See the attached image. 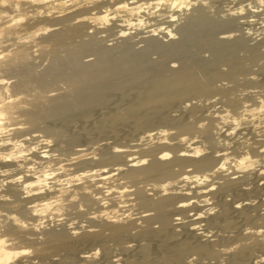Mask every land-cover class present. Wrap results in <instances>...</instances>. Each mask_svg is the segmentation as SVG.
I'll list each match as a JSON object with an SVG mask.
<instances>
[{
    "label": "bare ground",
    "instance_id": "1",
    "mask_svg": "<svg viewBox=\"0 0 264 264\" xmlns=\"http://www.w3.org/2000/svg\"><path fill=\"white\" fill-rule=\"evenodd\" d=\"M252 18L264 0H0V264H264Z\"/></svg>",
    "mask_w": 264,
    "mask_h": 264
},
{
    "label": "rangeland",
    "instance_id": "2",
    "mask_svg": "<svg viewBox=\"0 0 264 264\" xmlns=\"http://www.w3.org/2000/svg\"><path fill=\"white\" fill-rule=\"evenodd\" d=\"M219 8H221V7H219ZM251 20H255V21H257V23L256 22H254L253 24H254V26H256L254 29H256V28H260V27H258V26H260L261 25V23H262V20H257L256 18H252ZM259 21V22H258ZM258 25H256V24ZM263 25H264V23H262ZM13 31H15V30H13ZM6 32V31H5ZM234 34H236V33H234ZM3 36V35H2ZM221 35H219V37H220ZM8 37V36H7ZM113 39L114 38H109L108 39V41H107V43H105V44H107V45H112L113 43H115V42H113ZM111 42V43H110ZM113 42V43H112ZM87 57V56H86ZM154 57V58H153ZM87 58H89V60H91V59H93V57H87ZM86 58V60H88ZM150 59H153V60H155V59H157V55H155V54H153V55H151V58ZM44 61H43V63L41 64V65H39V67L38 68H36L38 71H40V70H42V68H43V65H47V62H46V60L47 59H43ZM41 62H42V60H41ZM260 65L261 66V63H257V64H255V67L254 66H252L253 67V69H252V71H257V72H255L254 74H259V75H261V74H263V71L261 70V68H260V66H258L257 67V65ZM177 65V64H176ZM42 66V67H41ZM45 67V66H44ZM222 69H226V68H222ZM260 69V70H259ZM261 71V72H260ZM254 78H255V81H258V77H256V76H254ZM13 81H14V79H12ZM13 81H10V82H13ZM239 90H246V89H239ZM256 90H259V91H262L263 89H262V86L260 85V86H258L257 87V89ZM239 94V93H238ZM258 110H256L255 112H257ZM98 116V114L97 113H94V116L93 117H97L96 115ZM20 120V119H19ZM21 121V120H20ZM3 122H5V121H2V123ZM83 124V123H82ZM81 123L79 124H74V125H71V126H69L68 128L69 129H67L68 131H70V132H72V131H75V130H77V129H79V128H82V127H84L85 126V124H83L82 125ZM56 126V125H55ZM72 126H74L73 127V129H72ZM82 126V127H81ZM25 128H27V126H24ZM77 129H76V128ZM256 127H258V124H255V120L253 119V118H250L249 119V121H248V125H247V128L248 129H255ZM260 127V126H259ZM66 130V131H67ZM72 130V131H71ZM123 131H125V128L124 129H122ZM121 134V133H120ZM255 133H253V135H254ZM124 138H126V139H124ZM124 138L121 140V139H117V140H115V139H111V138H109L108 137V142H114V143H118V144H124V143H127L128 142V140L129 139H131V138H129V137H125L124 136ZM129 138V139H128ZM111 139V140H110ZM98 140H99V138H98ZM97 140V141H98ZM129 144V143H128ZM64 144H61V146H63ZM87 147L89 146V147H93V148H96V146L95 145H93V144H89V143H87V144H85ZM92 145V146H91ZM252 198V199H251ZM250 199L251 200H253L254 199V196L253 197H251ZM78 221H81V220H76L75 222H78ZM251 225H254V224H252L251 223ZM250 225L248 224L246 227H249ZM245 227V228H246ZM3 239H8V238H3ZM125 239H126V241H125ZM128 242V243H127ZM123 243V241L121 242V244H119L118 245V247H115L114 245V243H112V242H110L109 243V245L110 246H114V249L115 250H117V251H115V254H119V257H126L127 255V253H128V251H122V247H126V248H128V246L129 247H133V245L135 246L137 243H139L140 245H144L145 244V242L144 241H139L138 239H133V238H130V237H125L124 238V243ZM126 243V244H125ZM113 244V245H112ZM8 245L9 246H11L12 244L11 243H8ZM122 245H124V246H122ZM122 246V247H121ZM16 247H25V246H16ZM121 247V248H120ZM63 253L64 252H60V253H58V254H56L55 256H54V261H56V262H58V264H67V261H68V259L66 258V257H64V255H63ZM65 254V253H64ZM18 262H21V263H23V264H47V262L45 261V259H36V256L33 254V252H32V249L31 248H28V255L27 256H18V257H14L12 260H11V263L10 264H17Z\"/></svg>",
    "mask_w": 264,
    "mask_h": 264
}]
</instances>
